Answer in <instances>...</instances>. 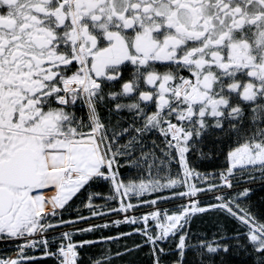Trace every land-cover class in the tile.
<instances>
[{
  "label": "snow or ice",
  "instance_id": "obj_1",
  "mask_svg": "<svg viewBox=\"0 0 264 264\" xmlns=\"http://www.w3.org/2000/svg\"><path fill=\"white\" fill-rule=\"evenodd\" d=\"M0 264H264V0H0Z\"/></svg>",
  "mask_w": 264,
  "mask_h": 264
}]
</instances>
